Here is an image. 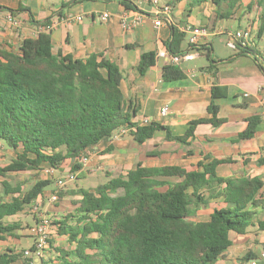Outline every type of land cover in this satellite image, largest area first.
<instances>
[{
  "label": "trees",
  "instance_id": "trees-1",
  "mask_svg": "<svg viewBox=\"0 0 264 264\" xmlns=\"http://www.w3.org/2000/svg\"><path fill=\"white\" fill-rule=\"evenodd\" d=\"M205 1L208 0H189V5L192 8ZM211 1L219 8L218 18L230 17L241 2H247L249 9L258 3L262 6L258 36L264 34V0ZM121 2L135 7L129 0ZM37 23L46 27L51 21L48 18ZM173 29L175 38L168 50L181 54L185 52L180 49L185 33ZM238 49L253 55L264 69L256 48L246 45ZM207 50L211 59V48ZM156 60V52H144L139 71L144 74ZM162 77L165 82H172L185 77V72L179 64L169 62L163 67ZM122 79L119 65L103 53L75 58L54 52L50 31L25 38L18 53L0 45V141L16 153L10 163L0 165V176L40 170L45 164L56 169L67 159L71 160L73 171L79 170L82 152L123 126L130 128L139 143L158 130H166L168 139L190 144L199 124L218 126L225 122L218 115L219 100L228 95V88L215 85L209 105L211 116L190 121L185 134L175 136L168 126L157 121L138 124L133 121L138 105L126 103ZM246 121V129L237 138L253 137L261 117L253 115ZM149 154L157 155L156 151ZM207 158L209 155H205ZM222 162L215 158L202 160L193 171L178 165L148 167L139 163L94 189L81 187L75 213L54 221L58 234L68 235L75 247H55L58 261L42 259V264H213L231 245L232 233H245L254 223L257 208L264 207V198L258 197L264 180L259 176H220L217 166ZM258 164L264 165V155ZM170 177L179 179L170 181ZM49 183L42 179L23 191L20 185L3 181L0 240L15 236L23 228L21 221H8L7 217L42 198ZM164 186L166 189H161ZM203 189L209 190L210 195L206 196ZM7 195L11 198H5ZM212 195L222 196L225 205L216 206L208 219L191 220L190 216ZM71 220L75 222L70 223ZM258 228L264 231V220L258 222ZM22 255L12 249L0 252V264H13ZM243 258L249 260L251 255ZM24 260L28 263L29 258Z\"/></svg>",
  "mask_w": 264,
  "mask_h": 264
},
{
  "label": "crops",
  "instance_id": "crops-1",
  "mask_svg": "<svg viewBox=\"0 0 264 264\" xmlns=\"http://www.w3.org/2000/svg\"><path fill=\"white\" fill-rule=\"evenodd\" d=\"M161 2L172 5V11L169 17L162 16L166 20L162 25L156 26V9L151 4L134 3L135 7H126L121 0H0V45L3 49L18 53L25 38H36L40 31H50L54 52L72 54L75 58H86L94 52L103 53L116 62L123 73L121 86L126 103L138 105L133 121L138 124L160 122L168 126L175 136L185 134L190 121L211 116L209 105L213 86L228 88V95L219 100L218 115L225 122L218 126L211 123L199 124L190 144L168 139L166 130H158L153 137L139 143L130 131L118 134L120 129H117L110 137L90 145L82 152V167L77 171L80 176L87 178L95 172L102 173L105 175L104 183L112 176L126 174L139 163L148 167L178 165L193 171L198 168L199 161L208 162L215 158L224 161L217 166L220 176H259L264 180V165L258 164V159L264 155V69L253 55L231 47L222 51L221 45L215 40V37H220L227 44L235 30L252 27L256 36L251 46L259 51L260 62L264 65V53L257 41L260 38L259 25H232L233 21L243 23L241 14L245 1L237 5L228 18L217 17L219 8L211 0L192 8L189 0H181L176 4L172 3L173 0ZM104 12H109V17L105 20L99 19ZM138 14L142 15V19L134 28L123 27L121 21L124 16L132 20ZM68 16H72V19L67 20ZM78 16H82V19H76ZM48 18L52 24L50 29L37 23ZM186 24L201 27L206 35L201 39L199 47L195 48H190L192 45L188 35L181 40L182 51L195 52L193 59L179 63L185 77L172 82L163 80V67L170 62L166 57H157L156 63L142 74L138 68L141 55L150 51L157 54L159 50L168 49L175 38L173 28L181 31ZM202 46L205 48H201ZM206 47L211 48V59L207 57ZM211 64L215 67H211ZM165 106L168 107V112L163 114L161 109ZM253 115L261 117L255 135L251 138H237L247 127L246 119ZM145 119L148 120L147 123ZM189 150L193 153L188 154ZM152 151H156L157 155H150ZM205 155H209L206 160ZM43 168L47 172L55 170L46 164ZM168 179L173 180L171 177ZM50 192L45 189L43 197L36 199L35 203L39 208H44L42 214L48 210L45 216L53 218L54 221L63 219L68 214L64 213L68 201H60L58 204L52 202L48 197ZM203 192L206 196L210 195L207 189H203ZM77 196L80 200L81 195L78 193ZM258 197L264 198V187ZM208 201L207 219L216 206L225 205L222 196L212 195ZM68 203L73 206L71 208L75 207V213L79 202ZM207 204H202L196 211L200 214L204 210L203 206ZM18 216L20 213L7 217V220L22 222L23 219H13ZM191 217L198 221L196 216ZM261 220H264V207L257 208L254 223L245 233H232L231 245L213 264H246L248 260L243 258L246 254H250L251 258L258 257L264 249V231L258 228ZM23 228L18 230L19 234ZM53 228L56 247H75V243H70V246L62 245V240L69 241L68 235L58 234L57 225ZM30 229L35 231L33 226L26 234L35 239V234ZM10 237L0 240V252L12 249L18 253V246L23 239L16 237L13 241ZM29 243L24 247L25 250L34 242ZM46 251L47 249L38 264H42V259L58 261L51 255L53 251ZM18 260L13 264L19 262ZM26 263L23 260L20 264Z\"/></svg>",
  "mask_w": 264,
  "mask_h": 264
},
{
  "label": "rangeland",
  "instance_id": "rangeland-1",
  "mask_svg": "<svg viewBox=\"0 0 264 264\" xmlns=\"http://www.w3.org/2000/svg\"><path fill=\"white\" fill-rule=\"evenodd\" d=\"M257 2H258V0H257ZM261 10H262V6L258 5V3H255L253 8L249 9L247 7V2H245L242 5V14H241V17L244 18V20L242 21L243 23L241 24L239 22V24H238L237 21H233L234 23H232V25H260ZM252 32H253V35L255 37L256 32L254 31V29H252ZM215 40L217 41V43L219 45H221L222 51H227V49L230 48L226 44V41L223 42L220 39V37H215ZM257 41H258L259 48H261L262 52L264 53V35L262 37L258 38ZM15 157H16L15 151L13 149L9 148L4 141H0V165H7ZM70 171H73L72 170V162L70 159H67L66 161L63 162V164L59 168H56L54 171L49 170L47 172L46 169L43 168L40 170H24V171L10 172L7 176H0V194H3V192H4V186H3L4 180L10 182L12 185H20L23 191H28L29 189H31L35 185V183L37 181L42 180V179H48L50 181V183L45 187L46 190L51 191L50 194L48 195V197H50L52 193H54L56 190H58V193H59L58 201L59 202L56 201L57 204L60 203V201H68L70 203L77 204L79 202V198H78L77 194H78V190L81 187L88 188V189H94L97 185H99L103 182L104 177H105L104 174L95 172L94 175L89 176L87 178H84V177L80 176V174L77 173L78 170H76V171H73V173H75V175H76L75 179L72 181H69L65 188L59 189V187L57 186V179L62 177V176H65ZM172 179H173L172 181H175V179H179V178L175 177ZM161 189H166V187L164 186ZM5 198H7V199L11 198V195H7ZM65 199H67V200H65ZM68 202H67V206H66L64 213H66V212L68 214H69V212L73 213V211L75 210V207L71 208L73 206L71 204H69ZM35 204L36 203L34 201L30 205H27L25 207V209L23 210L24 212L23 211L20 212V216H18L17 218H13V219H23L21 223L24 227L21 234H19L17 231L15 236L10 237L13 241L16 240L15 239L16 237L23 239L20 246H18V249H19L18 253H23V255L20 257V261L18 260L19 262H17L16 264H20L21 262H23L24 259H26L27 256H25V253H24L25 248L24 247L28 246V244H30L29 242H31V241L34 242V239H31V236L29 234H26V233H27V231H29L30 227H33V226L35 227V225L37 223V218L44 211V208L42 206L38 209H35L34 208ZM203 208H204V210H202L200 212V214L198 213V211H196L193 214L194 218L196 216V220L207 219V217H208V215H207L208 204L204 205ZM46 211L48 212V210H46ZM47 212L43 213V215L48 214ZM192 218L193 217L190 216L191 220H193ZM50 219H51V224L49 227V233H50V240L52 242L49 244V247L47 248L46 253L53 251V253L51 255L53 256L54 259H58L59 254H57L58 252L55 248L56 245H54V241H56V239L53 236V232H52V230L54 229L53 226L55 224H54V219L53 218H50ZM55 220H58V219H55ZM30 231L33 235L35 234L34 230L30 229ZM61 244L62 245L67 244L68 246L71 245L68 240H62ZM59 247H62V246H59ZM47 260H49V259H47Z\"/></svg>",
  "mask_w": 264,
  "mask_h": 264
},
{
  "label": "built area",
  "instance_id": "built-area-1",
  "mask_svg": "<svg viewBox=\"0 0 264 264\" xmlns=\"http://www.w3.org/2000/svg\"><path fill=\"white\" fill-rule=\"evenodd\" d=\"M137 5L142 4H151L156 9V15L155 18V25L160 26L162 25L166 20L163 19V17H169L172 11V5L170 4H162L161 0H129ZM163 16V17H162ZM109 17V12H104L100 14L99 19L105 20ZM72 16H68L67 20H71ZM76 19L81 20L82 16H78ZM142 19V15L138 14L136 18L129 20L126 16L123 17L121 23L124 28L132 29L134 28L138 21ZM166 19V18H165ZM168 22V20H167ZM49 26H46L44 28L50 29ZM181 31L185 33V35H188V40L190 42V45L192 46H199L201 39L206 35V31L202 29L201 27L186 24L182 27ZM254 35L252 32V27H242L234 31L232 33L231 38L228 40L227 44L229 47L237 49L238 46H250L253 43ZM157 57H166L170 60V62L179 64L182 60H190L195 57V52L189 50L185 51L181 54H172L168 49H162L159 50L157 53ZM163 114H166L168 112V107L165 106L161 109ZM145 122L147 123L148 120L145 119ZM120 131L118 134H125L128 131H130V128L127 126H123L119 128ZM83 162H86V159H83ZM76 177L75 173L69 172L65 176H62L57 179V186L59 189L65 188L67 183L69 181L74 180ZM59 199V193L58 190H56L54 193L51 194L50 200L52 202H56ZM35 209H38L39 206L36 203L34 206ZM51 224L50 217H47L43 214H41L37 218V223L35 225V239L34 243L31 247L26 249L24 251L25 256L29 258L28 264H38V260L41 259L44 256L45 250L49 247L50 244V233H49V227ZM259 262L264 264V249L261 251L260 255L256 258H251L247 261L246 264H258Z\"/></svg>",
  "mask_w": 264,
  "mask_h": 264
}]
</instances>
